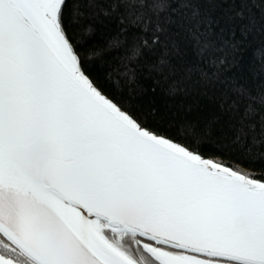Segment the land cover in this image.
I'll return each instance as SVG.
<instances>
[{"label":"snow or ice","instance_id":"snow-or-ice-1","mask_svg":"<svg viewBox=\"0 0 264 264\" xmlns=\"http://www.w3.org/2000/svg\"><path fill=\"white\" fill-rule=\"evenodd\" d=\"M0 264H264V0H0Z\"/></svg>","mask_w":264,"mask_h":264},{"label":"trees","instance_id":"trees-1","mask_svg":"<svg viewBox=\"0 0 264 264\" xmlns=\"http://www.w3.org/2000/svg\"><path fill=\"white\" fill-rule=\"evenodd\" d=\"M246 54L249 55V56H251L252 55V51L249 50Z\"/></svg>","mask_w":264,"mask_h":264}]
</instances>
